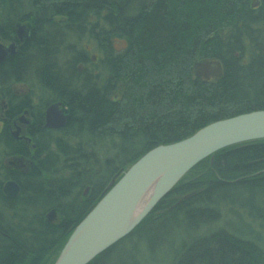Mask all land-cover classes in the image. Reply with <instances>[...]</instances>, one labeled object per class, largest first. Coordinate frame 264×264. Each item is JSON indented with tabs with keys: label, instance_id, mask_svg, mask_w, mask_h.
<instances>
[{
	"label": "trees",
	"instance_id": "trees-1",
	"mask_svg": "<svg viewBox=\"0 0 264 264\" xmlns=\"http://www.w3.org/2000/svg\"><path fill=\"white\" fill-rule=\"evenodd\" d=\"M19 24L29 29L22 42ZM0 42L17 44L0 64V156L28 159L19 169L0 160V264H52L148 150L264 110V0H0ZM55 102L66 125L44 129ZM24 111L30 143L9 130ZM7 179L17 198L3 195ZM227 213L264 229V140L200 161L88 264H264L258 231L245 237L223 223Z\"/></svg>",
	"mask_w": 264,
	"mask_h": 264
},
{
	"label": "water",
	"instance_id": "water-1",
	"mask_svg": "<svg viewBox=\"0 0 264 264\" xmlns=\"http://www.w3.org/2000/svg\"><path fill=\"white\" fill-rule=\"evenodd\" d=\"M25 25L16 26L19 41L27 37ZM15 42H0V64L16 53ZM204 72L207 66L202 68ZM18 120L27 122L24 117ZM67 114L60 102L45 109L44 128L59 129L66 125ZM15 124V121H14ZM20 129L12 131L15 139ZM264 140V110H254L213 121L178 141L159 144L134 161L120 178L107 186L105 193L74 227L52 264H88L95 257L130 234L173 186L195 165L215 152L236 145ZM88 187L83 195L87 194ZM7 198L20 195L19 184L7 179L2 184ZM143 204V205H142ZM55 210L46 219L55 220Z\"/></svg>",
	"mask_w": 264,
	"mask_h": 264
},
{
	"label": "rangeland",
	"instance_id": "rangeland-1",
	"mask_svg": "<svg viewBox=\"0 0 264 264\" xmlns=\"http://www.w3.org/2000/svg\"><path fill=\"white\" fill-rule=\"evenodd\" d=\"M208 69L212 70L210 66H209ZM216 74H217V70L216 69H213L212 71H210V74L208 75V77L214 78L216 76ZM26 87L27 86H25L24 84H17V85L14 86V89L15 90L19 89L20 92H21V94H25L28 91V89ZM2 101H4V100H2ZM4 109H5V101L1 105V110L4 111ZM25 127H26L25 125L23 126L21 124V128H23V130L25 129ZM12 129L14 130V128H12ZM29 149H30V152L32 153V150L33 149L30 146H29ZM15 158L16 157H14V156L13 157H10V156L7 157L6 156V157H3V158H1V156H0V160H1L2 164L5 165V166H7V167L10 166L9 161H11L12 159H15ZM17 159H18V161H16L17 164H24V165H26L27 160H28V159L22 158V157H17ZM84 190H85V188L82 189V192L83 193H84ZM88 191H87V194H88ZM86 195H84V196H86ZM45 216H46V214H45ZM55 216H57V215L55 214ZM250 220L251 219H248V216H246V215H243V218L241 219V218H238L235 215H232L230 213H227L225 215L224 219H223V223L225 225L231 227L233 230L241 232L244 236L245 235L248 236V234L250 233V230L258 231L257 237L258 236L261 237V239L259 238L260 240L258 242L261 245L264 246V229L263 228L260 229L257 223H252V222H250ZM253 239H254V237H253ZM49 263H50V261H49Z\"/></svg>",
	"mask_w": 264,
	"mask_h": 264
},
{
	"label": "flooded vegetation",
	"instance_id": "flooded-vegetation-1",
	"mask_svg": "<svg viewBox=\"0 0 264 264\" xmlns=\"http://www.w3.org/2000/svg\"><path fill=\"white\" fill-rule=\"evenodd\" d=\"M18 41H19V39H18ZM22 41H23V40H22ZM22 41H19V42H22ZM9 44H11V43H7V44H5V45H9ZM16 49H17V47H16ZM16 91H19V92H20L19 89H17ZM2 102H4V101H2ZM23 113H24V112H22L21 114H23ZM18 117H20V114H19L17 117H15L14 119H12V120L10 121V124H9V130H10V134H11V136H12V131H13L12 128H14V130H15V126L18 124L17 126H18L19 129H20L19 137L23 136V137H28V138L30 139V136L28 135L27 129H28L30 126H32V124H33L32 118L30 117V115H29L28 112H27V115L24 117V119H26L27 122L20 121V119L18 120ZM14 121H15V124H14ZM0 124H2V121H1V120H0ZM19 124H20V125H19ZM21 124H22L23 126H24V125L26 126L24 130H23V128H21ZM23 131H24V132H23ZM12 137H13V136H12ZM13 138H14V137H13ZM14 139H15V138H14ZM17 140H24V141H27L25 138H22V139L18 138ZM30 140H31V139H30ZM27 143H30V142L27 141ZM16 161H18L17 158L12 159L11 161H9V164H10V167H11V168L19 169V168H23V167H24V164H17Z\"/></svg>",
	"mask_w": 264,
	"mask_h": 264
},
{
	"label": "bare ground",
	"instance_id": "bare-ground-1",
	"mask_svg": "<svg viewBox=\"0 0 264 264\" xmlns=\"http://www.w3.org/2000/svg\"><path fill=\"white\" fill-rule=\"evenodd\" d=\"M2 44H3V43H2ZM4 45H5V44H4ZM196 66H197V67H198V66H204V67H205V66H207V68H209V64L200 63V62H199V63H197V65H196ZM46 108H47V107H46ZM46 108H45V109H46ZM64 109H65V107H64ZM44 114H45V110H44ZM21 115H22V114H21ZM21 115H20V116H21ZM43 120H44V118H43ZM43 128H44V127H43ZM62 128H63V127H62ZM62 128H59V129H53V128H44V129H48V130H60V129H62ZM142 205H143V204H142Z\"/></svg>",
	"mask_w": 264,
	"mask_h": 264
}]
</instances>
